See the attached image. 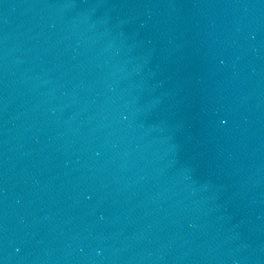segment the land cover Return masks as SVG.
Wrapping results in <instances>:
<instances>
[{"label": "water", "instance_id": "obj_1", "mask_svg": "<svg viewBox=\"0 0 264 264\" xmlns=\"http://www.w3.org/2000/svg\"><path fill=\"white\" fill-rule=\"evenodd\" d=\"M0 264H264V0H0Z\"/></svg>", "mask_w": 264, "mask_h": 264}]
</instances>
